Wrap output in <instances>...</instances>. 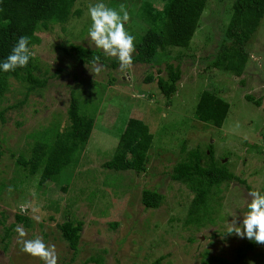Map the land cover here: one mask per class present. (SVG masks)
Wrapping results in <instances>:
<instances>
[{
  "label": "rangeland",
  "instance_id": "1",
  "mask_svg": "<svg viewBox=\"0 0 264 264\" xmlns=\"http://www.w3.org/2000/svg\"><path fill=\"white\" fill-rule=\"evenodd\" d=\"M111 1L76 0L72 9H81L82 16L37 33L40 41L30 50L42 71L47 69L42 74L47 81L38 92L28 93L23 104L7 109L5 121L0 120V264H44L21 251L17 225L27 232L23 239L39 236L54 245L58 264H154L156 260L157 264H215L205 262L213 255L232 264H264V245L226 234L232 214L241 220L246 214L248 193H264V16L245 44L248 58L240 76L206 69L207 55L219 50L234 1L207 0L190 44L167 48L170 62L180 61L181 70L176 91L167 97L159 92L155 80L144 82L148 72L166 77L165 63H133L124 72L119 65L113 68L100 63L103 71L95 74L93 64H78L73 52L64 49L70 43L98 49L88 36V6L103 2L112 7L108 5ZM115 1L128 5L130 21L125 26H130L127 30L132 35L146 27L137 18L141 3L151 2L157 9L164 3ZM77 20L78 29H73ZM176 55L182 59L175 60ZM158 68L163 71L157 73ZM112 77L115 82L110 84ZM11 83L0 108L24 98L20 83ZM203 90L230 105L219 128L197 118L195 107ZM73 93L81 111L94 117L93 130L77 160L40 185V169L30 174L16 163V157L22 152L28 158L37 136L46 129L51 135L56 123L60 130L68 125L66 110ZM246 94L260 98L261 103L247 101ZM129 118L142 120L154 136L146 168L139 173L102 166L112 157ZM183 142L186 150H204L212 144L214 157L245 182L231 180L215 188L198 219L190 222L186 220L194 191L170 177ZM182 152L183 157L186 151ZM143 189L163 194L162 204L146 208L141 203ZM17 215L29 217L30 226ZM66 219L83 221L76 252L58 228ZM248 242H254L252 248H247ZM240 248L243 256L238 253Z\"/></svg>",
  "mask_w": 264,
  "mask_h": 264
},
{
  "label": "trees",
  "instance_id": "2",
  "mask_svg": "<svg viewBox=\"0 0 264 264\" xmlns=\"http://www.w3.org/2000/svg\"><path fill=\"white\" fill-rule=\"evenodd\" d=\"M75 1L0 0V64L11 53L20 36L29 37L28 47L31 49L40 41L37 33L41 29H48L57 22L66 24L72 16L79 18L82 10L72 9ZM206 1L164 0L160 9H157L151 2H143L140 5L137 18L140 17L142 24H145L146 27L133 33L135 36L133 63H146L151 66L159 63L166 64V77L155 76L152 72H148L144 78V82L147 83L155 80L159 92L164 96L168 97L176 91L177 83L181 78L180 61L175 64L170 62L172 56L167 53V48L187 47L190 44ZM111 2L113 4L109 2L108 5H113L112 7L118 10L119 3H115V0ZM263 16L264 0H234L230 20L219 41V50L215 51L213 55H207L206 69H216L240 76L248 58L245 44L257 29ZM74 23L73 29H78L79 21ZM127 28L129 29L130 26L128 25ZM228 40H230V44L227 43ZM64 49L67 52L70 50L73 52L78 64H93V58L100 56L99 63L103 65H110L113 68L119 65L118 59L106 57L102 51L81 44L70 43ZM179 59H182V56L176 55L175 60ZM46 70L42 71L39 59L34 54L26 67L9 72L0 69V101L11 90V80L19 82L25 90L23 99L0 108L2 122L5 121L4 115L7 109L23 104L28 93L38 92L44 87L47 80L42 74ZM162 71V68L157 69V73ZM111 82H115V77L110 79L109 83L112 84ZM198 98L195 107L197 118L219 128L229 112L228 102L209 90H203ZM245 99L256 105L261 103L260 98H255L251 94H246ZM66 114L69 123L64 129L60 130L56 123L53 126V131H50L51 135H48L46 129L37 136L28 158L22 152L16 157V163L26 168L30 174H34L40 169V185L55 173H62L65 168L77 160L78 154L81 155L93 130L94 117L81 111L79 99L74 93L71 94ZM123 127L118 135L112 157L102 166L114 170L142 172L146 168L147 152L154 136L148 126L137 118H129ZM212 148V144L208 143L204 150L200 147L186 150L183 142L180 149L181 157L172 166L171 179L185 183L194 191V197L188 208L187 222L198 219V212L205 206L213 190L222 183L226 182L225 184H227L231 180L245 183L244 180L228 170L226 163L214 157ZM182 151H186L183 157ZM2 154L0 143V157ZM63 189L66 190L67 186H63ZM163 198V194L156 190L143 189L141 203L146 208H157L162 204ZM17 219L25 226H30L29 217L17 215ZM82 227V220L66 219L58 224L62 239L74 252L77 251ZM253 243L248 242L247 248H252ZM238 253L243 256L244 250L240 248ZM158 262L159 260H156L154 264ZM205 262L232 264L216 255L206 259Z\"/></svg>",
  "mask_w": 264,
  "mask_h": 264
},
{
  "label": "clouds",
  "instance_id": "3",
  "mask_svg": "<svg viewBox=\"0 0 264 264\" xmlns=\"http://www.w3.org/2000/svg\"><path fill=\"white\" fill-rule=\"evenodd\" d=\"M88 13L91 25L88 36L96 48L101 49L106 57L118 59L122 72L129 69L133 64L135 52V36L130 34L125 25L130 21L127 5L121 3L118 10L107 6L103 2L90 4ZM29 37L20 36L13 46L0 69L4 72L14 71L17 68L26 67L32 57L29 47ZM100 56L93 58V72L99 74L103 66L99 63ZM11 191V188H9ZM250 201L247 204V212L242 220L234 212L232 221L229 223L226 234L235 235L241 239H248L257 244L264 245V193L252 190L248 193ZM33 219L39 221V216ZM15 231L19 234L18 243L22 245L21 251L38 257L44 264H58V256L54 245H48L37 236L34 239H23L27 236L25 229L17 225Z\"/></svg>",
  "mask_w": 264,
  "mask_h": 264
}]
</instances>
